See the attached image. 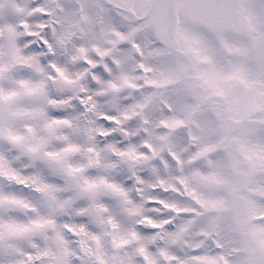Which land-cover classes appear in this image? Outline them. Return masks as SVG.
<instances>
[{
	"label": "snow or ice",
	"instance_id": "1",
	"mask_svg": "<svg viewBox=\"0 0 264 264\" xmlns=\"http://www.w3.org/2000/svg\"><path fill=\"white\" fill-rule=\"evenodd\" d=\"M162 2L0 0V264H264V0H213L239 35L190 25L175 0L176 47L149 23ZM216 37L254 44L262 82L258 113L229 133L251 161L249 212L235 223L230 201L206 211L223 192L201 178L228 161L200 154L215 120L183 122L190 69L153 83L184 63L179 47L215 68Z\"/></svg>",
	"mask_w": 264,
	"mask_h": 264
},
{
	"label": "rangeland",
	"instance_id": "2",
	"mask_svg": "<svg viewBox=\"0 0 264 264\" xmlns=\"http://www.w3.org/2000/svg\"><path fill=\"white\" fill-rule=\"evenodd\" d=\"M149 1L151 0H139L138 6L144 8V2H146L148 4L145 6V9H149L151 7ZM165 1L168 0H163V2ZM163 2L161 3L160 8L164 7ZM173 3L175 4V10L177 12L175 0H173L172 4ZM160 8H156L155 11L152 13L149 23L153 29L166 28V35L168 41L173 47H176L178 41L177 34L176 32H174L173 36L171 34V29L174 27L176 29L175 19L170 13H168V16H164L166 10ZM168 8L170 10V4L168 5ZM127 10L132 11L133 9L128 8ZM219 13L228 14L225 22H222V25L213 24L215 28H203V30L214 32L216 29H223L229 32L230 34L239 35L236 29V25L239 24V21L235 19L234 13L228 9L213 6V0H183L180 15L192 26H197L196 23L199 22V18L201 20V24L203 26H207L206 22H209L213 15H219ZM141 14L143 13L137 12V15ZM143 27L144 25H141V28ZM232 27L233 29L226 30L227 28ZM216 39L220 41V49L221 47L225 48L226 50H228V52H219L215 68L210 67L211 60L208 57L198 56L194 50L188 49L186 47H179L177 51H179L180 56L184 57V63L177 65L176 70H157L154 73L153 83L156 85L157 92L162 91L164 87L174 86L177 81L181 78V74L184 69H190L191 76L197 78V81H192L195 83V89H199V83L202 86L201 92L199 90H195L194 92V99L191 101L192 107L186 110L185 118L183 120L184 123L190 122L191 116L197 111H200L202 115L211 117L213 119L214 116L208 112L209 109H212L214 113L220 112V115L223 113V111H226L228 109L227 114L229 115V117H233L235 120L239 121L251 119L259 111V105L257 104L258 93L256 89L261 86L262 82L257 78L259 73L253 68L254 63H251V60L247 57V54H245V57V55L240 53L242 50L251 49L252 45H249L247 47L243 45L237 46L235 44L226 43L220 37H216ZM181 51L183 52L181 53ZM236 54H238V59L234 61L232 59L234 56H236ZM155 55L156 58L159 59V54ZM247 59L250 61V63ZM189 60L192 63L191 68L187 67V65L189 64ZM253 60L255 61L254 56ZM195 65H199L200 67L197 68L195 67ZM236 68H240L241 71L243 70L242 74L237 75L235 73ZM205 70L210 73V75L207 77L205 76ZM247 77H252V79H248ZM201 93V97L203 98H210L211 96L213 97H211L209 101H207L206 99H204V101L201 100V103L204 106L202 110H198ZM229 96L233 98L231 103L227 99V97ZM221 97L226 100L228 106L223 108L225 102L223 103V99ZM176 119H179V117H176ZM178 135H183V133H178ZM225 138L226 131L223 132L220 126L216 124L213 140L207 145H205L207 151L201 149L200 153L202 156L206 157L209 153H216L217 151H219V158L226 159L228 161L227 167L223 170L209 172L207 176L201 178L202 187H204L206 191L223 192V195L215 197L212 203L210 204L209 208L206 209V211H209L213 214V219L217 215H219L223 209L226 208V201L228 200L229 192L234 188L240 187L242 177L245 178L247 175L245 171L242 172L240 170L242 166V161L239 162V160H236L239 155L246 159L247 169L251 170V161L249 155L243 150L240 144H238L236 152H233L231 150L221 151L219 149V142ZM228 143L230 146L232 145L231 142ZM192 158L196 159L199 157L194 154ZM205 163L207 164L208 161L205 160ZM233 168L235 170V173L238 175L237 177H235L236 175L232 174ZM245 185L243 184V186ZM247 190L248 191L245 195L241 194V190H233L232 192L234 198H237L234 203L236 204V207H234L233 213L236 214L237 217H239L241 220L242 217L244 218L249 212V206L248 201L246 199V195L253 194L252 190ZM243 196L244 200L241 201V203L237 202L238 199ZM243 202H245L246 205L245 215L241 213L239 214V210L241 208L240 206ZM236 215H234V217Z\"/></svg>",
	"mask_w": 264,
	"mask_h": 264
}]
</instances>
